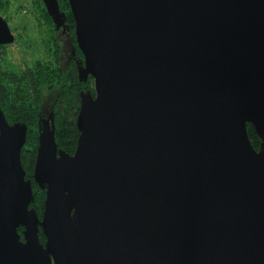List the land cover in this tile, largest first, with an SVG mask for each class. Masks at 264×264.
I'll use <instances>...</instances> for the list:
<instances>
[{"label": "water", "instance_id": "water-1", "mask_svg": "<svg viewBox=\"0 0 264 264\" xmlns=\"http://www.w3.org/2000/svg\"><path fill=\"white\" fill-rule=\"evenodd\" d=\"M67 2L93 94L72 154L39 111L41 217L27 126L0 108V264H264V0ZM14 39L0 15V45Z\"/></svg>", "mask_w": 264, "mask_h": 264}, {"label": "trees", "instance_id": "trees-1", "mask_svg": "<svg viewBox=\"0 0 264 264\" xmlns=\"http://www.w3.org/2000/svg\"><path fill=\"white\" fill-rule=\"evenodd\" d=\"M58 3L60 10L66 15L67 24L69 23L70 27L73 28L74 21L67 0H58ZM31 4L37 14V18L49 28L52 35L51 39L53 40L51 44L54 50L50 48L52 53L49 61L43 62L38 59L29 66L25 65L22 68L14 69L4 66L6 45H0V108L10 124L23 122L27 126L26 139L21 148L20 158L25 178L31 181L34 194L30 207H33L37 215L41 217L45 192L34 182L33 169L38 144L37 121L42 87H59L54 105V136L57 147L62 148L69 154L74 153L78 137L75 120L80 103L79 90L88 89L93 94V88L90 76L84 83L78 81L74 64L68 69L66 78L62 80L64 73L58 65L59 45L54 35V25L46 13L41 0H31ZM8 6V0H0V10L4 9L2 16L7 21L8 19L5 15ZM76 53L81 55L77 47ZM246 128L252 146L258 149L260 140L254 128L250 123H247ZM21 230L22 227H19L18 232L21 233ZM38 236L43 243L45 241L44 235L39 232Z\"/></svg>", "mask_w": 264, "mask_h": 264}, {"label": "rangeland", "instance_id": "rangeland-1", "mask_svg": "<svg viewBox=\"0 0 264 264\" xmlns=\"http://www.w3.org/2000/svg\"><path fill=\"white\" fill-rule=\"evenodd\" d=\"M8 1L9 6L6 10L5 16L8 19V21H6L8 22L9 28L14 34L15 39L12 44H8L5 47L6 59L4 61V66L17 69L22 68L25 65L29 66L33 61L38 59L43 62L48 61L50 58V51L46 43L48 35H51V32L49 31V28L37 18L31 0ZM3 10L4 9L0 10L1 16ZM54 35L59 41L60 33L55 32ZM75 47L76 46L73 45V49H75ZM69 50V46L63 43L62 63L65 61ZM58 58L60 59L59 53ZM62 72L64 73L62 80H64L67 72ZM58 89V86H54L53 88L42 87L41 103L39 106V111L42 116L48 115L51 108L54 113V105L58 96Z\"/></svg>", "mask_w": 264, "mask_h": 264}, {"label": "flooded vegetation", "instance_id": "flooded-vegetation-1", "mask_svg": "<svg viewBox=\"0 0 264 264\" xmlns=\"http://www.w3.org/2000/svg\"><path fill=\"white\" fill-rule=\"evenodd\" d=\"M43 23V21H41ZM54 29V33H60V38L59 41L56 39L59 47H60V51H59V55H60V59L58 58V65L60 66L61 71L67 72L68 69L71 67V65H75L76 68V73H77V58L80 57L82 58V54L78 55L76 53V41H75V34H74V26L73 28L70 27L69 24H67V22H65V26H61L59 29H55V27H53ZM52 35H48L47 38V43L46 45H48L49 48V54L52 53L51 49H53V45L51 44V42L53 41L51 39ZM63 43L67 44V46H69V51L67 53V57L65 59V61L62 63V47H63ZM73 45H75V49H73ZM54 50V49H53ZM49 61V60H48ZM77 76V75H76ZM82 90V89H81ZM80 92V90H79ZM22 231V230H21Z\"/></svg>", "mask_w": 264, "mask_h": 264}]
</instances>
